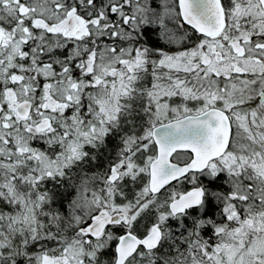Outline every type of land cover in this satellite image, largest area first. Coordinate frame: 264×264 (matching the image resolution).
Masks as SVG:
<instances>
[{
  "label": "snow or ice",
  "instance_id": "obj_1",
  "mask_svg": "<svg viewBox=\"0 0 264 264\" xmlns=\"http://www.w3.org/2000/svg\"><path fill=\"white\" fill-rule=\"evenodd\" d=\"M0 264H264V0H0Z\"/></svg>",
  "mask_w": 264,
  "mask_h": 264
}]
</instances>
